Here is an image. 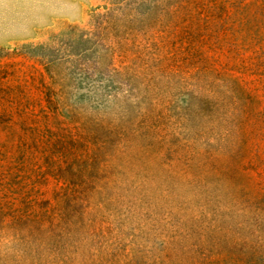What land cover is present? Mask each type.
<instances>
[{"label":"rangeland","instance_id":"obj_1","mask_svg":"<svg viewBox=\"0 0 264 264\" xmlns=\"http://www.w3.org/2000/svg\"><path fill=\"white\" fill-rule=\"evenodd\" d=\"M0 264H264V0H0Z\"/></svg>","mask_w":264,"mask_h":264}]
</instances>
